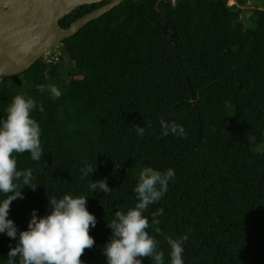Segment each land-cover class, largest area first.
Segmentation results:
<instances>
[{
	"label": "trees",
	"instance_id": "16d2710c",
	"mask_svg": "<svg viewBox=\"0 0 264 264\" xmlns=\"http://www.w3.org/2000/svg\"><path fill=\"white\" fill-rule=\"evenodd\" d=\"M236 1L161 0L157 11V0H124L63 40L54 65L40 59L0 83V117L18 94L44 106L32 113L44 156L16 154L18 169H32L40 184L10 206L18 230L33 209L50 211L48 198L92 196L95 245L81 260L106 264V222L135 206L140 170L172 168L168 192L144 212L164 264H171L169 238L183 236L184 264H264V6ZM105 3L80 6L60 24ZM48 85L62 95L37 90ZM161 119L182 125L184 137L162 135ZM95 163L91 179L106 178L107 194L93 195L90 177L80 178ZM17 242L0 234V264Z\"/></svg>",
	"mask_w": 264,
	"mask_h": 264
},
{
	"label": "clouds",
	"instance_id": "9594fccd",
	"mask_svg": "<svg viewBox=\"0 0 264 264\" xmlns=\"http://www.w3.org/2000/svg\"><path fill=\"white\" fill-rule=\"evenodd\" d=\"M177 1L173 3L170 0L173 5ZM228 1L226 0L227 6L238 7L236 0L234 5H229ZM58 48L61 45L44 56V59L47 60L55 54L54 50ZM37 90L47 91L52 99L62 95L55 85H48L46 88L39 86ZM37 108L44 111L42 103L38 105L34 98L18 94L8 105L6 116L0 117V234L18 241L7 254V264H85L81 256L85 249H91L95 245V239L89 231L90 227L96 226L97 218L87 208L88 198L92 196L65 194L58 199L48 198L50 211L39 216L38 210L33 209L26 230H18L15 222L9 218L11 204L18 199H24L23 189L28 186L35 191L40 186L34 182L32 169H18L16 155L27 152L32 161H40L44 156L41 145L42 130L32 117ZM160 126L164 136L185 135L184 127L175 121L161 119ZM135 129L139 136L144 135V126L137 124ZM96 170V163L95 167L86 165L80 170L81 180L89 177L91 179ZM174 177L175 171L172 168L163 173L152 167L140 170L133 189L137 198L135 206L127 212L116 211L115 219L110 223L106 222V227L111 229V238L102 247L106 264H142L140 258L143 257L153 259L155 264H164L163 251L157 249V240L147 231L150 224L144 212L165 196L169 181ZM91 181L90 190L93 195L99 191L107 194L112 189L106 178ZM153 223L158 221L153 220ZM187 238H169L171 264H184L183 241Z\"/></svg>",
	"mask_w": 264,
	"mask_h": 264
},
{
	"label": "water",
	"instance_id": "95a60500",
	"mask_svg": "<svg viewBox=\"0 0 264 264\" xmlns=\"http://www.w3.org/2000/svg\"><path fill=\"white\" fill-rule=\"evenodd\" d=\"M106 1L64 28L60 20L83 5ZM124 0H0V82L28 70L62 41ZM161 0H157L156 9ZM166 28V24L163 27ZM174 39L173 34H170ZM194 99V93L192 92Z\"/></svg>",
	"mask_w": 264,
	"mask_h": 264
},
{
	"label": "built area",
	"instance_id": "2783aa9c",
	"mask_svg": "<svg viewBox=\"0 0 264 264\" xmlns=\"http://www.w3.org/2000/svg\"><path fill=\"white\" fill-rule=\"evenodd\" d=\"M171 1L174 3L176 0H171ZM228 4H229V5H234V4H236V2H235V0H229V1H228ZM58 54H59V53H56V54H53L52 56H50V57L47 59L48 63H52V64L56 63V62L59 60V58H58Z\"/></svg>",
	"mask_w": 264,
	"mask_h": 264
},
{
	"label": "rangeland",
	"instance_id": "374dc122",
	"mask_svg": "<svg viewBox=\"0 0 264 264\" xmlns=\"http://www.w3.org/2000/svg\"><path fill=\"white\" fill-rule=\"evenodd\" d=\"M262 6H264V0H257ZM248 7H253L252 4H249ZM250 12L243 14V18H246L249 15ZM247 19V18H246ZM65 61L67 60V57H64Z\"/></svg>",
	"mask_w": 264,
	"mask_h": 264
},
{
	"label": "flooded vegetation",
	"instance_id": "af4514ba",
	"mask_svg": "<svg viewBox=\"0 0 264 264\" xmlns=\"http://www.w3.org/2000/svg\"><path fill=\"white\" fill-rule=\"evenodd\" d=\"M41 59H44V57H42ZM10 77L8 78H5L3 81H1L0 83H3L4 81H6L7 79H9Z\"/></svg>",
	"mask_w": 264,
	"mask_h": 264
},
{
	"label": "bare ground",
	"instance_id": "6f19581e",
	"mask_svg": "<svg viewBox=\"0 0 264 264\" xmlns=\"http://www.w3.org/2000/svg\"><path fill=\"white\" fill-rule=\"evenodd\" d=\"M95 21V20H94Z\"/></svg>",
	"mask_w": 264,
	"mask_h": 264
}]
</instances>
